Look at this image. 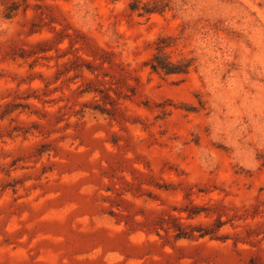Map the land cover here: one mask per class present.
<instances>
[{"label":"rangeland","instance_id":"1","mask_svg":"<svg viewBox=\"0 0 264 264\" xmlns=\"http://www.w3.org/2000/svg\"><path fill=\"white\" fill-rule=\"evenodd\" d=\"M0 264H264V0H0Z\"/></svg>","mask_w":264,"mask_h":264},{"label":"trees","instance_id":"2","mask_svg":"<svg viewBox=\"0 0 264 264\" xmlns=\"http://www.w3.org/2000/svg\"><path fill=\"white\" fill-rule=\"evenodd\" d=\"M148 12V11H146ZM189 66V65H188ZM188 66H183V68H180L178 66H175L173 63H164L157 59V57H154L152 59L151 63V69L154 72H164L165 74H179V73H186Z\"/></svg>","mask_w":264,"mask_h":264}]
</instances>
